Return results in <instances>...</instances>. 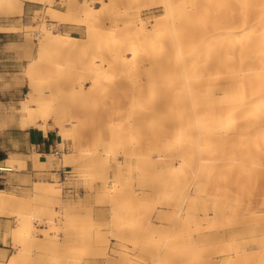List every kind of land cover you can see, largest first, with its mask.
I'll use <instances>...</instances> for the list:
<instances>
[{
  "label": "bare ground",
  "instance_id": "6f19581e",
  "mask_svg": "<svg viewBox=\"0 0 264 264\" xmlns=\"http://www.w3.org/2000/svg\"><path fill=\"white\" fill-rule=\"evenodd\" d=\"M158 7L164 12L160 19L149 12ZM104 8L106 3L101 0H87L78 11L51 9L49 19L37 18L39 26H28L38 39L39 61L26 70L30 91L21 101L23 115L18 126L23 130L33 127L45 135L47 121L54 115L58 135L77 141L78 121L69 117L65 123H76L71 133L60 119L71 112H90L105 132L97 145L93 136L84 148L77 143L76 156L65 152V165L84 158L106 166L122 151L126 160L132 159L136 155L128 149L144 145L131 168L139 186L156 197L157 206L180 203L166 215H188V203L200 200L197 228L185 231L188 239L179 257L158 262L160 248L155 245L150 260L140 264H264V226L257 223V210L251 207L254 197L264 195V0H131L128 9L119 12L117 28L99 32V14ZM23 11L22 0H0V15ZM48 21L82 25L86 36L67 37L49 30ZM82 53L88 54L83 78L75 76L70 64L72 57ZM111 62L126 66L119 68ZM47 77L52 83H46ZM112 120L115 123L110 126ZM124 121L133 131L128 140L121 134ZM36 163L43 164L38 159ZM4 167L12 169L15 162L0 161V168ZM192 185L211 187L192 194L188 191ZM34 191L47 202L51 211L46 213L52 212L54 204L63 207L56 202L59 191L44 185ZM26 203L0 189V213L9 211L18 221L12 249L21 250L37 237L33 220L38 218L23 213ZM260 204L264 212V196ZM213 212L221 213L222 232L228 226L238 230L247 224L242 232H248L257 250L252 252L249 241L237 240L221 260L204 262V248L193 247L192 238L207 237L212 247L216 234L205 233L200 225L209 222ZM42 221L48 227L54 223L52 218ZM41 232L58 257L67 258L76 251V245L60 246V233L52 237L46 228ZM68 233L75 238L89 236L83 226L70 228ZM242 244L248 252H241ZM19 259L10 256L8 264H17Z\"/></svg>",
  "mask_w": 264,
  "mask_h": 264
},
{
  "label": "rangeland",
  "instance_id": "374dc122",
  "mask_svg": "<svg viewBox=\"0 0 264 264\" xmlns=\"http://www.w3.org/2000/svg\"><path fill=\"white\" fill-rule=\"evenodd\" d=\"M86 1L43 0L41 3H29L27 0H22L24 11L21 15H0V28L2 32H6L3 39H0V102H4L0 103V118L3 119L4 126L0 128V161L10 159L15 162V167L12 169L0 168V187L14 197L24 198L27 205L23 213L38 218L33 220L38 230L36 233L38 239L35 238L34 243H27L19 250L11 248L12 233L18 225L15 214L9 211L4 214L0 213V264H8L10 256L14 255L20 257L17 264H140L150 260L152 255L150 251L155 245L160 248L157 261L167 263L179 257L181 251H184V241L188 239L185 231L189 229L190 233L197 228L195 218L200 217L202 212L200 200H192L188 203V208L191 210L188 215L169 214L168 216L166 213H171V208L178 207L180 203L174 201L168 206H157L156 197L146 187H141L139 182L137 183L136 171L131 166L136 162L137 153L143 154L144 145H135L128 149L130 153L136 155L132 159L130 156L126 160L127 156L122 151L118 153L116 161L111 158L108 163L106 162V166L98 163L99 161L90 160L89 162L84 158L80 162L75 160L68 165L64 164L63 154L65 152L76 156L74 146L77 143L84 148L86 140L93 136L97 145L101 134L105 132V126L97 119L93 122V114L90 112L85 114L71 112L60 119V122L65 128L70 129L71 133L76 123H70V125L65 123L69 122V117L74 118L75 122L78 121L77 127L80 129L77 141L76 139L75 141L73 139L63 140L58 135V140L55 141L58 144L57 148L54 143L51 151L44 156L34 153L18 154L22 149L23 137L8 129H12L23 115L20 111L21 101L29 93L31 83L26 76V70L30 64L39 61L36 53L38 39L31 35L28 26H39L37 18L49 19L51 9L63 12L65 7H68L78 11L82 3ZM101 1L106 3V8L99 14V19H101L99 32L113 31L120 20L118 19L121 14L119 12L128 9L131 0ZM96 7L99 8L100 5L96 4ZM149 12L156 19L164 16L161 7L151 9ZM47 28L67 37L85 38L86 36L84 26L75 23L59 24L48 21ZM153 32L155 31L151 29L150 33ZM13 42L16 44H11ZM87 57L88 54L82 53L79 57L71 58L70 64L73 66L76 77H85ZM111 58L114 56H111L110 60ZM113 64L119 68L126 66L111 62V65ZM36 76L41 78L39 74ZM46 81L48 84L52 83L48 77ZM123 86L117 88L122 89ZM123 91L126 92V89ZM129 105L126 104L131 108ZM126 106L124 105V109L128 110ZM53 116L48 119L47 127L48 130L53 129L57 132L59 130L56 129ZM117 119L122 120L119 117ZM109 123L111 126L115 121L112 120ZM124 123L125 132L121 134L128 140L133 131L126 128V121ZM56 150L60 152L56 154ZM49 158L52 159L49 160ZM37 159L43 164L36 163ZM73 169H76V172H72ZM38 185L59 191L61 197L56 202H62L63 207L60 208L54 204L52 212L46 213L47 209L50 210L47 202L34 191ZM210 187V185H192L188 187V191L195 194L199 190H206ZM263 196L262 194L254 197L251 207L257 210L256 216L259 217L256 219L257 223L264 226V212L260 204ZM163 213L164 216L159 218ZM44 217L52 218L53 226L44 225L42 221ZM209 220V222L201 223L200 226L205 233L216 234L212 247L209 246L207 237L192 238L193 247L204 248L202 250L204 262L221 260L225 251L233 247L237 240L239 242L249 241L247 245L253 244L252 252L257 250L256 242L250 241L248 232H242L244 231L242 227L244 225L247 227V224H241L238 230L228 226L225 227L227 230L222 232L225 223L221 224V213H211ZM242 221L243 218H240L239 222L242 223ZM78 226L87 228L89 236L75 238L68 233L70 228ZM45 228L49 230L52 237L55 233H60V246L63 244L68 247L76 245V251L70 252L67 258L58 257V253L49 247L50 243L41 237V231ZM97 229L99 231L95 234ZM240 236L242 239L239 238ZM247 245H240L242 253L248 252L245 251Z\"/></svg>",
  "mask_w": 264,
  "mask_h": 264
},
{
  "label": "crops",
  "instance_id": "0c3cea01",
  "mask_svg": "<svg viewBox=\"0 0 264 264\" xmlns=\"http://www.w3.org/2000/svg\"><path fill=\"white\" fill-rule=\"evenodd\" d=\"M6 32H0V39H3ZM11 44H16L15 42ZM4 103V102H0ZM14 134L22 135L23 137V145L22 149L18 152L19 155L34 153L40 156H44L51 151V148L54 146L55 141L58 139V134L56 131L48 130V133L44 135V133L36 128H28V129H20L18 123L12 129ZM47 135V136H46Z\"/></svg>",
  "mask_w": 264,
  "mask_h": 264
},
{
  "label": "built area",
  "instance_id": "2783aa9c",
  "mask_svg": "<svg viewBox=\"0 0 264 264\" xmlns=\"http://www.w3.org/2000/svg\"><path fill=\"white\" fill-rule=\"evenodd\" d=\"M58 144L57 142H55V148H57ZM60 151L59 150H56V154H58Z\"/></svg>",
  "mask_w": 264,
  "mask_h": 264
},
{
  "label": "trees",
  "instance_id": "16d2710c",
  "mask_svg": "<svg viewBox=\"0 0 264 264\" xmlns=\"http://www.w3.org/2000/svg\"><path fill=\"white\" fill-rule=\"evenodd\" d=\"M1 156V155H0ZM0 189H1V187H0Z\"/></svg>",
  "mask_w": 264,
  "mask_h": 264
}]
</instances>
